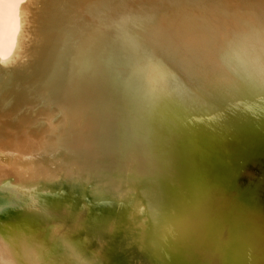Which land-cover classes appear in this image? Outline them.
Wrapping results in <instances>:
<instances>
[{
  "label": "bare ground",
  "instance_id": "1",
  "mask_svg": "<svg viewBox=\"0 0 264 264\" xmlns=\"http://www.w3.org/2000/svg\"><path fill=\"white\" fill-rule=\"evenodd\" d=\"M0 199V264H264V0H0Z\"/></svg>",
  "mask_w": 264,
  "mask_h": 264
},
{
  "label": "water",
  "instance_id": "2",
  "mask_svg": "<svg viewBox=\"0 0 264 264\" xmlns=\"http://www.w3.org/2000/svg\"><path fill=\"white\" fill-rule=\"evenodd\" d=\"M1 200V199H0ZM1 203H3V202H0V205H1ZM2 206V205H1ZM4 207H6V206H4ZM3 209H5V208H3ZM77 219H75V223H70L71 225H72V228H74L75 226L77 227V228H84V224H83V222L81 223V224H79L80 223V221L78 222V221H76ZM85 229V228H84ZM88 229V228H87ZM80 230V229H79ZM84 232H82V234L81 235H78V237L81 239V242L82 243H84V247L85 248H88V249H90L89 251H91V253H93L94 251L98 254V255H100L101 256V258H102V260L106 263H117L116 262V260L114 259V257H116V256H114V254L112 253V251H114L115 249H118V246H117V243H115V242H113V241H110V243L108 242V243H106L105 241H104V243L103 242H99V240H98V238L94 235V234H92L91 232H85L84 234H83ZM80 234V233H79ZM85 242H87V244L85 243ZM108 246V247H107ZM120 249V248H119ZM115 253L119 256H121L122 258H127L128 260H130V261H132V260H134V262L136 261V258H134L133 259V257L132 256H130L129 255V253H119V252H117L116 250H115ZM124 257H123V256ZM104 258V259H103ZM123 263L124 264H129V263H126L125 261H123Z\"/></svg>",
  "mask_w": 264,
  "mask_h": 264
},
{
  "label": "snow or ice",
  "instance_id": "3",
  "mask_svg": "<svg viewBox=\"0 0 264 264\" xmlns=\"http://www.w3.org/2000/svg\"><path fill=\"white\" fill-rule=\"evenodd\" d=\"M215 43L219 44L221 43V41L218 40ZM186 47H187L186 45H180V44L175 45V49L177 53L179 54H184ZM208 47H209V50H211V47H212L211 41L208 42ZM133 48L137 52V55L140 57L139 62L143 65L145 69L151 70L156 67H160V62L159 60L156 59L157 46L155 43L149 42L147 45L142 46L139 42H137L133 46ZM160 80L162 82L163 76L160 77ZM149 82L150 83L155 82L153 81L151 77V73H149ZM5 155H8V154L5 153Z\"/></svg>",
  "mask_w": 264,
  "mask_h": 264
},
{
  "label": "rangeland",
  "instance_id": "4",
  "mask_svg": "<svg viewBox=\"0 0 264 264\" xmlns=\"http://www.w3.org/2000/svg\"><path fill=\"white\" fill-rule=\"evenodd\" d=\"M75 18L73 22L66 24V27L73 25L75 28H80L83 25L84 17L82 13H78Z\"/></svg>",
  "mask_w": 264,
  "mask_h": 264
}]
</instances>
